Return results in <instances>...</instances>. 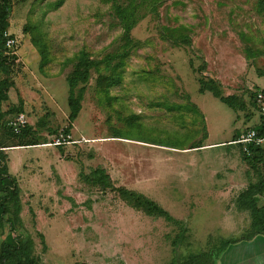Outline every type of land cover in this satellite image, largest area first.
Listing matches in <instances>:
<instances>
[{"label": "rangeland", "instance_id": "1", "mask_svg": "<svg viewBox=\"0 0 264 264\" xmlns=\"http://www.w3.org/2000/svg\"><path fill=\"white\" fill-rule=\"evenodd\" d=\"M130 3L127 24L117 10ZM4 34L17 40L19 61L0 67V142L23 113L42 144L2 153L20 194L0 217V240H32L42 264H180L247 234L237 196L261 178L230 161L229 146L187 149L228 141L258 119L264 0H9ZM72 79L82 98L71 134L89 142L55 146ZM56 150L69 160L54 162ZM99 166L174 220L90 185ZM230 166L243 169L241 187L207 185Z\"/></svg>", "mask_w": 264, "mask_h": 264}, {"label": "trees", "instance_id": "2", "mask_svg": "<svg viewBox=\"0 0 264 264\" xmlns=\"http://www.w3.org/2000/svg\"><path fill=\"white\" fill-rule=\"evenodd\" d=\"M130 5L131 3L128 6H125L124 8H118L117 10V12L121 15V17H125V22L127 24H130L129 23L131 17L130 14H132ZM8 14H9V0H0V25H1L0 67H6V68H8L9 65L8 62L11 63V62L19 61L17 40L14 38L12 34H4L5 26L7 24ZM8 39H13L15 41L12 48L6 46V42ZM40 54H41V62L43 63L45 62V55L42 51ZM75 81H76L75 79H72L69 80L67 83L68 84L67 105L69 109V114L67 116L68 124L63 129L62 132L64 135L69 134L71 138L74 140L79 138H74L72 136L71 128H73L72 123L77 118V115L79 113L80 99L82 98L81 94L78 95V98L74 97L73 88L75 86ZM258 91H260L264 97V88L259 89L256 92H253L254 96L257 94ZM4 97L5 95H3L0 92V100H2V98ZM256 107L257 110L259 111V104L257 102H256ZM260 121H261V116L259 114L257 121L246 126L245 128L254 127L261 134H264V129ZM25 123L27 124V122ZM25 123L17 127V129H14V126L12 124H9L8 133H9L10 141L8 143H5L4 141L0 142V163L5 160L3 159L2 153L6 149H9L11 147H27V146H35L38 144H42L37 142V140H35L33 137L28 136L30 132V128L26 126ZM237 134L238 133L234 134L232 138L225 143V145L232 146L233 148L237 149L236 152L240 154V159L238 157L236 158L244 167L245 174L251 176L254 175V171H255L256 174L261 178V180L244 185L243 192H241L237 196L238 202L242 197H244V200L239 202L238 206L239 209H244L249 213L251 218V224L248 225L249 231L247 232L246 235H243L238 238L226 239L225 243L228 244L242 239H249L258 234L264 235V209L259 208L256 203L257 197L264 195V170L259 169V165H264V145H258V146L249 145L250 153L246 154L245 152L242 151L241 146L239 144H234L231 142L237 137ZM115 136L116 137L114 138L122 139V137L119 136V134L117 133ZM87 142H89V140H87ZM65 144L67 143L60 145H62L63 147V145ZM202 146L203 145H198V146H194V148H200ZM172 148L182 149V147H177V146H174ZM67 159L69 158L67 157ZM0 169H1L0 192L3 193V196H0V217H3L5 214L9 212V204L15 199V196H17L16 199H18L20 190L17 183V179L13 174H11L8 171V166L6 162H4V164H0ZM89 176L90 178L94 177L93 180H89V179L87 180L90 185L97 186L98 188L103 190H108V189L116 190L118 194L124 198V200L127 199V203L130 204L133 208L138 209L140 211L143 210L146 214L149 215L152 214L164 215L166 216V218H169L171 220L173 219L172 216H170L165 210H163L162 207L157 205L153 200L148 199L147 197L140 195L134 192L133 190L127 189L124 186H113V184L110 182L109 174L106 173L103 167L99 166L94 168L93 170L90 171V173H88L87 177ZM216 176L220 177L221 174H219L218 172ZM15 202H12V204H15ZM14 214H15V216H13L14 218L8 219L9 225L11 227L16 226L17 222L20 224V218L18 217L16 211H14ZM0 226L2 225L0 224ZM10 234L11 232L7 233V235L2 240H0V264H42L41 258L34 253V245H33L34 243L32 240L27 238L25 240L20 238H14ZM40 235L43 234L40 233ZM41 239H42L41 240L42 250L45 251L47 246L44 241V238L42 237ZM222 246L223 244L213 254H211L210 252L203 254H190L189 258L180 264H203L204 261L208 262V259L211 261L209 262V264H213L215 263V256L217 258V255L220 252ZM226 247L227 246L223 247L222 251Z\"/></svg>", "mask_w": 264, "mask_h": 264}, {"label": "crops", "instance_id": "3", "mask_svg": "<svg viewBox=\"0 0 264 264\" xmlns=\"http://www.w3.org/2000/svg\"><path fill=\"white\" fill-rule=\"evenodd\" d=\"M257 121V120H256ZM255 122V121H254ZM244 130V129H242ZM242 130L236 132L240 133ZM237 134V135H238ZM230 140V139H229ZM228 140V141H229ZM228 141H217V142H209L207 144H204L200 148H193V149H187V150H203L206 149L208 146L210 148H213L214 145H222V146H227L225 145L226 142ZM215 147V146H214ZM228 151V157L229 159L231 158L230 161L237 162L238 159H236L235 155L237 149L233 148L232 146L227 147ZM231 153V154H230ZM51 157H54L53 153H50ZM59 159L61 162L65 160H69L67 158L61 157L60 151L56 150L55 151V157H54V162L56 159ZM239 162V161H238ZM243 167V166H241ZM227 170V169H226ZM243 170L242 168H232L230 166V169L227 170L226 175L227 178L223 180H219L218 182H213L209 185L211 188L217 189L218 187L225 189L227 186H240L243 184L241 180L237 181V176H236V171H241ZM219 171H214V175H217ZM264 198V197H262ZM247 216V211L244 209L239 210V217L244 221L245 217ZM217 264H264V235L263 234H258L252 238L249 239H242L236 242L230 243L225 250L221 253V258L217 259Z\"/></svg>", "mask_w": 264, "mask_h": 264}, {"label": "built area", "instance_id": "4", "mask_svg": "<svg viewBox=\"0 0 264 264\" xmlns=\"http://www.w3.org/2000/svg\"><path fill=\"white\" fill-rule=\"evenodd\" d=\"M15 41L13 39H8L6 42V46L9 48H12ZM256 102L259 104V114L261 116V123L264 129V97L263 94L258 91L256 94ZM23 120V114H20L16 121L12 123L14 126V129H17L20 125L24 124ZM82 141H87L85 138H79V139H72L69 134L64 135L63 133H60L59 137L54 140V145H60L64 143H80ZM234 144H239L241 146V149L246 154L250 153L249 145H264V134H261L256 128L249 127L242 130L237 137L231 141ZM49 144V143H48Z\"/></svg>", "mask_w": 264, "mask_h": 264}]
</instances>
